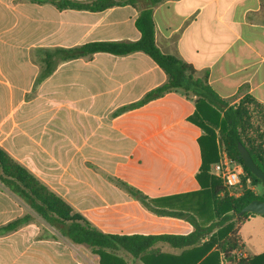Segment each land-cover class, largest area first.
<instances>
[{
	"label": "crops",
	"instance_id": "0c3cea01",
	"mask_svg": "<svg viewBox=\"0 0 264 264\" xmlns=\"http://www.w3.org/2000/svg\"><path fill=\"white\" fill-rule=\"evenodd\" d=\"M33 5L59 15L40 23L36 34L24 14ZM62 13L70 14L66 24ZM138 15L132 5L60 11L30 0H0V146L105 232L185 235L193 230L186 218L159 211L190 212L203 225L214 219L197 180L203 130L187 120L195 111V96L177 89L115 115L168 80L142 52L68 61L34 90L41 68L38 49L136 41L141 37ZM153 17L157 45L191 64L229 105L247 95L264 104V0H161ZM118 180L155 199L153 208L127 193ZM14 196L0 187V227L30 217L0 233V264H101L98 254L72 243ZM192 204L200 212L190 211ZM255 216L236 225L239 235L252 220L264 225V216ZM242 242L241 254L252 256ZM200 245L178 248L159 242L149 262L223 264L215 256L206 258L215 247L197 260L204 252ZM119 255L127 264H144L125 252Z\"/></svg>",
	"mask_w": 264,
	"mask_h": 264
},
{
	"label": "trees",
	"instance_id": "16d2710c",
	"mask_svg": "<svg viewBox=\"0 0 264 264\" xmlns=\"http://www.w3.org/2000/svg\"><path fill=\"white\" fill-rule=\"evenodd\" d=\"M38 4H51L60 11L78 10L100 12L116 6L132 5L139 9L135 25L141 33L136 41H90L83 44L54 48H40L36 60L40 72L35 81V88L48 78L61 64L75 59H91L97 53H109L125 56L142 52L152 58L167 74L164 84L147 92L139 101L123 106L115 115L145 106L177 89L183 90L187 97L195 96V111L188 121L203 130L198 138L201 151V166L197 180L206 193L207 203L213 207V221L209 225L201 224L194 214L184 211L159 212L186 218L193 230L180 234H119L105 232L94 226L83 213L76 211L63 197L54 192L25 166L15 160L0 146V183L20 198L32 211L42 217L48 224L58 229L72 243L85 245L101 257V264H127L120 252L133 258H141L144 264H150L149 255L154 246L168 243L174 247H194L204 252L197 258L215 249L206 258L217 257L223 264H264V253L244 257L241 254L243 242L239 227L249 217L257 215L246 213L239 216L243 207L254 199L264 200L246 186H260L261 180L245 164L238 143L250 152L253 160L264 172V104L254 96L247 95L234 105H229L210 87L207 78L199 77L196 69L178 57L165 53L156 43L153 10L161 0H30ZM220 147L228 156L241 164L245 171L243 191L238 196L228 194L223 180L211 173V167L220 159ZM117 184L127 193L152 209L155 199H150L141 190L118 180ZM224 193L223 195H221ZM30 215L16 219L0 227V233L14 230L26 221ZM197 247V248H198ZM157 250H154L156 252Z\"/></svg>",
	"mask_w": 264,
	"mask_h": 264
},
{
	"label": "rangeland",
	"instance_id": "374dc122",
	"mask_svg": "<svg viewBox=\"0 0 264 264\" xmlns=\"http://www.w3.org/2000/svg\"><path fill=\"white\" fill-rule=\"evenodd\" d=\"M24 14H27L29 16L31 34L33 33L36 34L40 30V23L49 24L50 22H52L55 18H58L59 16L58 13L50 7H40V6H35V5L31 6L30 10L28 12H25ZM69 15L70 14L67 15V14L62 13V16H61L62 24H66L69 22V18H70ZM64 41L65 40L63 39L62 43H64ZM211 173L216 175L213 165L211 167ZM243 176H245V174ZM243 176H242L240 185H238L236 188H233L231 190H227L229 195L238 196L242 193L243 188L245 186L243 182ZM246 186L250 187L257 194L264 195V188L262 185L253 187L246 180ZM0 187L6 188L1 183H0ZM1 191H3V189H1ZM14 197L16 198V196ZM17 199L20 200V198L18 197ZM200 206L202 205L200 204ZM205 206H208V204L204 205L203 212H205L206 210ZM197 208H198L197 205L192 204L190 206V211L195 213ZM197 212H200V210L197 209ZM31 214L35 215L36 213L31 210ZM255 217H257V219H261L260 215H256ZM240 235L242 239L244 240V245H245L244 249L248 252V254L253 256V255H257L258 253L264 252V225L262 224L260 225L258 222L252 220L251 222L246 223L242 227L240 231Z\"/></svg>",
	"mask_w": 264,
	"mask_h": 264
},
{
	"label": "built area",
	"instance_id": "2783aa9c",
	"mask_svg": "<svg viewBox=\"0 0 264 264\" xmlns=\"http://www.w3.org/2000/svg\"><path fill=\"white\" fill-rule=\"evenodd\" d=\"M213 167L216 175L223 180V184L227 190L240 185L242 176L245 174L243 166L231 159L223 147H220V159L213 164ZM247 181L251 183L249 178Z\"/></svg>",
	"mask_w": 264,
	"mask_h": 264
},
{
	"label": "water",
	"instance_id": "95a60500",
	"mask_svg": "<svg viewBox=\"0 0 264 264\" xmlns=\"http://www.w3.org/2000/svg\"><path fill=\"white\" fill-rule=\"evenodd\" d=\"M238 150L250 171L261 180V184L264 188V172L260 169V167L253 160L248 149L243 145V143H238ZM246 213H254L257 215L264 216V200L254 199L250 203H248L245 207L241 209L238 213L239 216H242Z\"/></svg>",
	"mask_w": 264,
	"mask_h": 264
}]
</instances>
